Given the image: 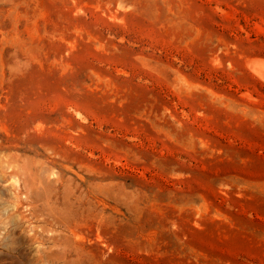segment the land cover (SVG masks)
<instances>
[{
	"label": "rangeland",
	"instance_id": "1",
	"mask_svg": "<svg viewBox=\"0 0 264 264\" xmlns=\"http://www.w3.org/2000/svg\"><path fill=\"white\" fill-rule=\"evenodd\" d=\"M264 0H0V264H264Z\"/></svg>",
	"mask_w": 264,
	"mask_h": 264
},
{
	"label": "bare ground",
	"instance_id": "2",
	"mask_svg": "<svg viewBox=\"0 0 264 264\" xmlns=\"http://www.w3.org/2000/svg\"><path fill=\"white\" fill-rule=\"evenodd\" d=\"M254 69L264 77V60L257 61L254 65Z\"/></svg>",
	"mask_w": 264,
	"mask_h": 264
}]
</instances>
